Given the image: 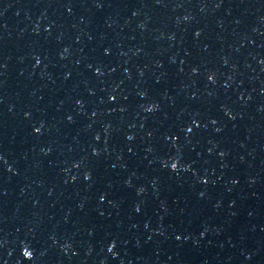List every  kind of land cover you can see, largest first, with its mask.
<instances>
[{"label":"water","instance_id":"obj_1","mask_svg":"<svg viewBox=\"0 0 264 264\" xmlns=\"http://www.w3.org/2000/svg\"><path fill=\"white\" fill-rule=\"evenodd\" d=\"M0 264H264V0H0Z\"/></svg>","mask_w":264,"mask_h":264}]
</instances>
